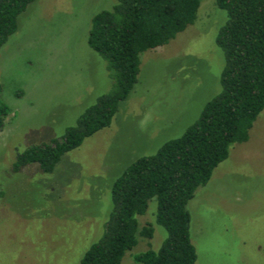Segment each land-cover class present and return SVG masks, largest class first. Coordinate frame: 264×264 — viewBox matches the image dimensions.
Wrapping results in <instances>:
<instances>
[{
  "label": "rangeland",
  "instance_id": "374dc122",
  "mask_svg": "<svg viewBox=\"0 0 264 264\" xmlns=\"http://www.w3.org/2000/svg\"><path fill=\"white\" fill-rule=\"evenodd\" d=\"M114 0H34L0 47L1 98L12 109L0 131V264H77L102 235L111 185L132 161L180 136L221 88L216 44L226 13L200 0L195 22L141 53L138 81L108 127L65 153L50 173L12 171L16 153L59 138L111 87L106 60L87 44L92 16ZM21 91V94H16ZM194 264H264V108L188 201ZM149 200L140 236L121 264L158 249L167 232Z\"/></svg>",
  "mask_w": 264,
  "mask_h": 264
},
{
  "label": "trees",
  "instance_id": "16d2710c",
  "mask_svg": "<svg viewBox=\"0 0 264 264\" xmlns=\"http://www.w3.org/2000/svg\"><path fill=\"white\" fill-rule=\"evenodd\" d=\"M34 0H0V47L17 29L18 15ZM226 13L216 44L224 54L220 91L208 100L197 119L154 153L132 161L111 185V209L98 240L77 264H121L140 236L151 238L150 222L140 226L151 198L157 202L153 221L167 232L158 249L134 256L143 264H194L188 201L228 157L230 147L245 142L264 108V0H215ZM200 0H114L91 18L87 44L107 62L110 89L100 95L49 143L32 144L16 153L12 171L37 163L53 171L62 156L86 137L108 127L119 105L138 81L142 52L166 44L195 22ZM0 131L11 107L1 98ZM21 94V91H16Z\"/></svg>",
  "mask_w": 264,
  "mask_h": 264
}]
</instances>
